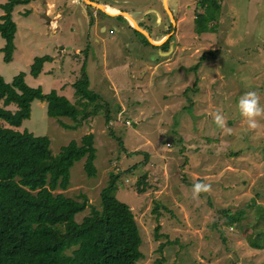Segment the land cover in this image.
Masks as SVG:
<instances>
[{
	"label": "rangeland",
	"instance_id": "obj_1",
	"mask_svg": "<svg viewBox=\"0 0 264 264\" xmlns=\"http://www.w3.org/2000/svg\"><path fill=\"white\" fill-rule=\"evenodd\" d=\"M136 1L156 8L153 2ZM222 2L215 20L207 22L211 29L199 33L192 20L201 10L196 0L175 7L171 15L160 11V27L152 33L165 34L169 41L164 50L142 48L132 29L116 16H100L104 31L96 25L88 28L81 2L58 0L50 9L44 0H32L11 10L16 29L10 60L0 51L5 81L22 71L29 85L54 89L81 108L85 99L77 98L72 82L84 72L87 87L111 109L108 124L97 113L68 128L58 118L67 123L72 119L48 116L45 101L33 99L29 115L14 127L46 135L52 153L71 138L93 133L95 175L85 174L82 156L69 167L66 188L54 190L77 199L80 192L85 194L87 203L75 219L91 205L100 207L99 190L109 171L123 170L142 158L127 151L147 152L143 164L119 175L114 191L129 205L138 228L142 256L133 264H152L158 257L160 264H264V243L251 247L245 237L264 229V118L258 117L251 129L238 108L247 91H256L264 106V0H250L249 6L248 0ZM57 7L62 10L53 29L50 19ZM43 54L51 59L31 76L33 57ZM216 113L225 117L224 128L214 122ZM142 172L146 186L138 192L135 179ZM197 182L210 184L211 190L194 198ZM153 204L158 205L157 215ZM220 207L243 209L240 225L224 224Z\"/></svg>",
	"mask_w": 264,
	"mask_h": 264
},
{
	"label": "trees",
	"instance_id": "obj_2",
	"mask_svg": "<svg viewBox=\"0 0 264 264\" xmlns=\"http://www.w3.org/2000/svg\"><path fill=\"white\" fill-rule=\"evenodd\" d=\"M29 1L32 0H5L0 3V36L4 40L0 51L6 61L10 60L14 46L15 22L11 10L14 5ZM201 2V11H197L192 19L197 33L211 29L206 22L215 20L219 9L218 0ZM131 29L144 43L160 50L168 46V39L153 45L141 32ZM50 59L47 54L34 56L29 67L30 75L35 77L41 63ZM87 85L84 72L72 82L77 98L85 99L81 101L82 107L77 108L74 101L54 89L43 91L40 85H29L22 71L15 73L10 81H5L0 75V264H133L142 256L133 213L127 203L115 197L114 191L120 184L117 183L119 175L143 164L147 152L141 149L127 151L126 154L141 153L142 158L123 170L109 171L106 184L99 190L100 207L91 205L88 213L76 220L75 214L87 203L85 194L80 192V199H77L54 190L66 188L69 167L82 156L85 174L95 175L93 133H83L78 140L71 138L52 153L46 135L14 128L29 115L33 99L45 101L48 116H66L73 120L67 123L58 118L63 127L74 128L78 120L97 113L102 114L108 124L111 118L108 103ZM9 104H14V108ZM87 104L91 107L85 109ZM113 133V129H108V135L113 136ZM145 179V172L136 176L138 192L144 190ZM254 207L261 211L257 204ZM157 208V204L151 208L156 215L159 214ZM218 212L224 224L240 225L243 209L231 211L220 207ZM245 237L251 247L259 248L264 243V229L247 233ZM163 245L164 242L159 243L158 249L161 250ZM152 264H160V258L154 259Z\"/></svg>",
	"mask_w": 264,
	"mask_h": 264
},
{
	"label": "crops",
	"instance_id": "obj_3",
	"mask_svg": "<svg viewBox=\"0 0 264 264\" xmlns=\"http://www.w3.org/2000/svg\"><path fill=\"white\" fill-rule=\"evenodd\" d=\"M4 1L5 0H2V1H0V3L1 2H4ZM69 1H71V2H81L80 4L79 3L78 4L79 5H82L83 10H85L84 16L87 17L86 22H87L88 28H90L91 26L94 27L96 25V26H100L101 31H104L105 30V24L104 23H101L102 21H97L100 18V16L101 15H104V14L107 15V16H109V17H113V16L119 17L118 15H121L123 17L121 19L125 22V25L128 26L129 28H134L132 26L131 22L129 21V18L126 17L125 15H123V12H126V14H128L130 16V18L132 20H134L135 23L141 29H143V30H145L147 32V35L148 36L150 34L151 37L150 36L149 37L151 39H153V40H160V37H162V36L165 35V34H162L160 36V33H159V35L152 33V29L158 30L159 27H160V11L162 13H167V15H171L172 13L175 12V7L178 8V6L179 5L181 6L184 2L187 3V0H178V1L177 0H145L146 2H153V3H155L156 8H154V7H146V6H144L145 4L142 5L140 1H136V0H125L124 2H123V0H118V1H115V0H69ZM218 1H219V9H218V11H219L220 10V6L223 5V2H222V0H218ZM220 1H221V3H220ZM249 1L250 0H248V6H249ZM56 2H58V0H44L45 7H49L50 9H52L54 7V4ZM196 3H197V5L200 8H202L203 2L200 3V0H196ZM101 5H105V6L107 5L108 7L115 8L117 10V12L116 13H113V14L112 13H109L106 10L102 9L101 8ZM123 5H126L128 7H123ZM140 9H142V10L140 11ZM61 10H62V8H60V7H57V9H55L54 15L52 16V17H54L53 18L54 20L53 19H50L51 20L50 22L52 23V25H54L56 23L55 22V19L60 14V11ZM177 10L178 9H176V11ZM0 13H2L1 7H0ZM80 13H82V12L80 11ZM134 14H136V16ZM149 14H153V17H155V19L153 17H151V19L148 18V15ZM145 15H147V17H145ZM139 21H142L144 23V25H142ZM151 23H154L155 25L152 26ZM206 24H207V22H206ZM146 25H151L150 29H147ZM170 25H172V24H170ZM208 26H210V25H208ZM55 27L56 26L54 25L53 29ZM108 29H111V27H109ZM112 31L113 30H111V32ZM132 33L134 34V32L131 30V34ZM110 36H111V34H110ZM133 36L136 37V39H137L136 41L139 42L140 45H142V48L143 47H147V45L148 46H151V45H149L147 43H144L139 38V36H137L136 34H134ZM164 40L165 39L163 38V41ZM163 41H161V43ZM3 42H4V40H3ZM87 42H88V40H87ZM148 42L150 44H153V45H159L160 44V42H158L156 44L155 43H152L150 41H148ZM151 47H154V46H151ZM154 48H158V47H154ZM158 49L160 50V48H158ZM77 50H79V49L74 48V51L75 52H77ZM137 70H140V67L137 68Z\"/></svg>",
	"mask_w": 264,
	"mask_h": 264
},
{
	"label": "clouds",
	"instance_id": "obj_4",
	"mask_svg": "<svg viewBox=\"0 0 264 264\" xmlns=\"http://www.w3.org/2000/svg\"><path fill=\"white\" fill-rule=\"evenodd\" d=\"M238 108L240 114L247 118L249 128L255 129L258 125L257 118H264V106L260 103V96L256 91H247L244 93L239 101ZM214 122L220 128L226 126L225 117L221 114L216 113L214 115ZM211 190L210 184L197 182L193 185V197H198L201 193H206Z\"/></svg>",
	"mask_w": 264,
	"mask_h": 264
},
{
	"label": "bare ground",
	"instance_id": "obj_5",
	"mask_svg": "<svg viewBox=\"0 0 264 264\" xmlns=\"http://www.w3.org/2000/svg\"><path fill=\"white\" fill-rule=\"evenodd\" d=\"M101 8L104 9V10H106V11L109 12V13H112V14L117 12V10H116L115 8L108 7L107 5H106V6H105V5H101ZM124 14H125L126 17L129 18V21H130L133 25H136L135 21L132 20L128 14H126V13H124ZM136 26H137V25H136ZM144 31H145V30H144ZM164 38H165V36H164ZM150 39H151V38H150ZM151 41H153L154 43H158V42L163 41V38H162L160 41H155V40H153V39H151Z\"/></svg>",
	"mask_w": 264,
	"mask_h": 264
},
{
	"label": "water",
	"instance_id": "obj_6",
	"mask_svg": "<svg viewBox=\"0 0 264 264\" xmlns=\"http://www.w3.org/2000/svg\"><path fill=\"white\" fill-rule=\"evenodd\" d=\"M124 13H126V12H123V15H125ZM132 24V23H131ZM137 25V24H136ZM136 25H133L132 24V26L135 28V29H137V30H139L140 32H142L144 35H145V37L148 39V41H150V42H152V43H154L153 41H151L150 40V37L147 35V32L146 31H144L143 29H141L138 25L136 26ZM156 44V43H155ZM166 51H161V53H165Z\"/></svg>",
	"mask_w": 264,
	"mask_h": 264
},
{
	"label": "flooded vegetation",
	"instance_id": "obj_7",
	"mask_svg": "<svg viewBox=\"0 0 264 264\" xmlns=\"http://www.w3.org/2000/svg\"><path fill=\"white\" fill-rule=\"evenodd\" d=\"M164 36H162V38H163ZM162 38H160V40L162 39ZM160 40H155V41H160Z\"/></svg>",
	"mask_w": 264,
	"mask_h": 264
}]
</instances>
